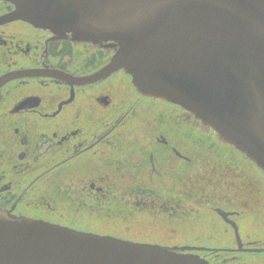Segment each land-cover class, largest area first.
I'll return each mask as SVG.
<instances>
[{"label":"flooded vegetation","instance_id":"af4514ba","mask_svg":"<svg viewBox=\"0 0 264 264\" xmlns=\"http://www.w3.org/2000/svg\"><path fill=\"white\" fill-rule=\"evenodd\" d=\"M14 10L0 0V211L64 227L52 218L58 192L85 212L109 196L126 195L133 207L136 197L139 206L159 207L173 197L178 220L201 223L187 237L225 246L190 253L209 264L264 254V174L243 153L178 106L137 93L123 70L81 83L110 63L117 46L59 37ZM178 112L198 140H178ZM139 115L158 123L131 125ZM208 164L211 172L194 170ZM248 204L257 206L249 223L263 233L258 238L241 234Z\"/></svg>","mask_w":264,"mask_h":264},{"label":"water","instance_id":"95a60500","mask_svg":"<svg viewBox=\"0 0 264 264\" xmlns=\"http://www.w3.org/2000/svg\"><path fill=\"white\" fill-rule=\"evenodd\" d=\"M4 1L15 6L13 17L59 37L117 46L110 63L81 83L123 70L137 93L178 106L264 174V0ZM202 250L0 211V264H209L190 253Z\"/></svg>","mask_w":264,"mask_h":264},{"label":"rangeland","instance_id":"374dc122","mask_svg":"<svg viewBox=\"0 0 264 264\" xmlns=\"http://www.w3.org/2000/svg\"><path fill=\"white\" fill-rule=\"evenodd\" d=\"M184 116L178 112V140L179 141H194L199 137L191 132L187 128L188 123L184 121ZM164 118V117H163ZM147 116H137L131 121V125L135 126H151L158 122L156 117L150 118V123L147 122ZM154 121V122H153ZM167 120L163 121L166 122ZM157 122V123H155ZM140 124V125H139ZM158 128V126L156 127ZM153 129L148 128V133ZM190 130L191 135L188 131ZM207 132V129H203ZM187 131V133L185 132ZM197 133V132H195ZM199 135V133H197ZM207 135V134H206ZM197 138V139H196ZM209 139H214L209 136ZM203 156H206L204 154ZM212 165L195 166V171L202 174L211 172L210 167ZM220 169V168H219ZM218 169V170H219ZM121 179H118V185H120ZM86 179H83L81 183L84 185ZM127 181H122V184ZM59 197L54 199L52 208L54 209V215L52 218L54 222H58L64 227L71 228L76 231L90 233L98 236H110L121 240H126L134 243H144L159 245L162 247H211L220 248L225 247L221 243H217V239H204L194 240L187 237L188 232H195L200 227L201 223H198L193 228L187 223V220H178V215L182 214V209L177 210L175 207L174 198L171 197V202L167 200L161 201L163 206H153L146 203L139 206V198L136 197L133 201L137 206L133 207L131 202H126L128 199L126 195L123 197L118 195L116 198L109 196V199L103 198V202L98 205L100 208L93 207L90 210L82 211L71 209V202L64 201V194L58 192ZM120 194L122 192L120 191ZM141 199V198H140ZM110 202V203H109ZM109 203V204H108ZM256 205L248 204L247 216L243 217L240 222L241 234L244 236L250 234L251 236L260 237L263 233L261 230L253 229L249 223L250 211L255 210ZM165 209V210H164ZM164 210V211H163ZM176 212V215L173 213ZM178 212V214H177ZM187 224V228H179V224ZM52 224V223H51ZM56 225V224H54ZM211 225L216 226L215 222H211ZM74 227V228H73ZM250 228V230H249ZM231 245H228L230 247ZM232 255H224V257H231ZM237 264H264V254L262 255H249L241 254L236 255V259L233 260Z\"/></svg>","mask_w":264,"mask_h":264},{"label":"trees","instance_id":"16d2710c","mask_svg":"<svg viewBox=\"0 0 264 264\" xmlns=\"http://www.w3.org/2000/svg\"><path fill=\"white\" fill-rule=\"evenodd\" d=\"M187 133V132H186Z\"/></svg>","mask_w":264,"mask_h":264}]
</instances>
